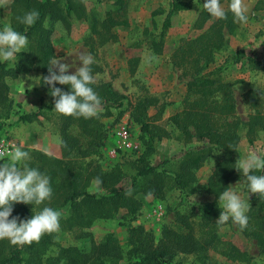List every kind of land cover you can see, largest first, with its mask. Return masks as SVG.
Segmentation results:
<instances>
[{
    "label": "rangeland",
    "instance_id": "1",
    "mask_svg": "<svg viewBox=\"0 0 264 264\" xmlns=\"http://www.w3.org/2000/svg\"><path fill=\"white\" fill-rule=\"evenodd\" d=\"M60 1L61 4L65 3L64 0ZM170 1L126 0V19L112 29L113 35L98 36L91 33L88 22L83 20L72 19L69 29H65L60 23L49 20L45 22V25L52 29L51 40L55 57L63 58V62L71 64L67 74H72L79 66L81 53H90L95 61L92 65L93 76L96 80L94 85L110 84L111 88L124 98L121 108L104 107L103 112L98 117H94L105 126L106 133L103 146L95 156L64 157L58 132L59 114L47 109L54 104V98L42 93L39 84L40 73L34 71L20 73L16 79L6 81L9 87L8 96L14 105L11 107V117L8 120H0V140L19 145L23 150L28 151L31 156L30 166L48 175L53 189L50 200L44 201L39 206L28 204L29 209L36 213L45 206L53 209L57 206L55 210L62 213L60 231L51 233L53 245L46 256H55L61 248L89 251L93 245L97 246L108 236H112L121 249L124 262L129 258L132 250L129 244L132 229L143 230V235H139L137 240L146 246L148 244L157 246L164 228L182 232V228L175 222V213L189 214L197 236H202L205 230L200 222L201 204L214 202L215 222L219 217L221 209L218 199L214 201L205 193L213 171L214 159L209 158L197 171L194 186L196 192L194 191L188 198H184L173 183V175L180 160V153L189 147L200 146L202 142L197 139L187 141L186 137L179 134L172 125V117L183 110L186 84L189 78L171 65V56L182 41L197 38L207 30L209 23L202 31L192 28L200 5L206 0H179L189 2L190 8L172 17L171 28L164 38L163 53L154 54L150 43L153 39L158 40ZM13 3L14 0L9 8H0V29L6 24H11ZM246 3L248 5L247 24L235 23L237 27L233 35L225 33L228 41L227 51L216 57L215 63L206 70L210 72L219 68L223 77L233 84L236 117L245 122L252 112L244 103V94L249 90L264 91V72L254 69L251 62L253 59L264 61V0H246ZM221 4L229 13V0H222ZM81 5L87 13H92L102 20L107 10L112 8L113 0H82ZM213 20L217 19L213 18ZM30 45L29 41V46L23 51H27ZM239 52L248 54L252 58L239 64H232L233 58ZM14 65L15 61L10 60L9 67ZM38 97H40L41 104L47 107L43 110L42 117L31 123L17 121L18 116L28 113V110L18 101L25 99L26 106L32 107L33 104H37ZM139 102L143 105V108L139 109L144 110L133 113L135 105ZM37 110L38 108H34L31 112ZM140 116L151 126L160 128L161 135H163L160 142H155V152L147 156L142 164L137 163L144 152L140 139L142 135L140 125L133 119ZM123 124L130 131L135 150L126 151L119 147L115 131ZM23 140L34 142L24 145L26 141L23 142ZM42 145L48 147L45 152L40 149ZM250 148H264V133L259 134L252 147L245 139H242L238 145L240 159L246 156ZM4 161L6 162L7 159ZM2 163L3 161H0V164ZM136 166L157 167L159 173L165 170L168 176L165 178L160 197L156 193L148 195L151 190L148 186L152 180L151 177L137 181L132 197L139 202L140 208L133 220L126 215V209L119 208L114 218L96 219L90 226H84L74 216L75 204L63 205L69 194L67 192L71 189L67 182L70 170L78 174L77 192L108 196L109 188L103 183L102 189L96 190L92 185L93 179L99 176L104 181L101 177L102 173L106 175L118 173L119 181L114 188L128 189L131 188L132 179L136 174ZM59 174L65 177L61 179ZM242 178V172L237 170L230 179L228 187H235ZM236 189L240 191L239 185ZM240 194L244 200H249L251 207L254 194L249 193L247 189ZM81 210L83 214L86 213L84 206H79V212ZM216 224V231L222 245L219 249L208 252L209 260L206 263L190 255H179L173 264H263L256 241L243 237L238 231V226L231 219L224 225ZM11 245L7 239L0 240V249L2 251L4 249L5 254ZM222 246L238 248L245 253L246 261L227 259L219 251L222 250Z\"/></svg>",
    "mask_w": 264,
    "mask_h": 264
},
{
    "label": "trees",
    "instance_id": "2",
    "mask_svg": "<svg viewBox=\"0 0 264 264\" xmlns=\"http://www.w3.org/2000/svg\"><path fill=\"white\" fill-rule=\"evenodd\" d=\"M82 0H14L12 7L11 25L22 34L27 35L31 45L27 51L17 54V61L13 67H9L10 60L0 62V120H8L11 117L13 101L9 99V87L7 79H16L20 73L31 71L40 73V89L42 93L50 95V89L42 83L41 77L48 74V66L55 56L51 40L52 29L45 25V22L60 23L65 29H69L72 19L88 22L90 32L98 36L113 35L111 33L120 23L125 21L126 0H113V6L107 10L102 20L94 14L87 13L81 5ZM222 1V0H221ZM206 2V1H205ZM190 3L179 0H171L166 16L161 25V32L158 40H151L150 46L154 54L161 55L164 49V38L171 28V19L177 13L188 10ZM31 10L39 12V19L33 26L19 24L17 16ZM212 17L200 5L198 14L192 28L202 31L206 25V31L197 38L181 42L171 56V65L178 68L185 77L189 78L186 84V96L183 110L172 117V125L186 140L197 139L202 145L189 147L180 153V160L177 163L173 175V183L184 198H188L194 191L196 173L209 158L214 159V167L207 183L206 194L217 200L220 193L228 187L230 179L236 173V161L240 159L238 149L239 143L245 139L250 147L253 146L259 134L264 133V91L249 90L244 94V103L252 112L247 121L236 117V99L233 92V84L228 82L219 68L206 72L208 67L215 63L216 57L227 51L228 41L225 33L233 35L236 24L231 12L227 13L226 20H213ZM113 38V36H112ZM252 57L242 52L237 53L232 64H239ZM254 69L264 72V61L251 60ZM56 87L63 91H71L68 85L56 84ZM94 90L103 100V108H121L124 99L116 93L110 84L92 85ZM19 107V106H18ZM54 104L46 107L41 104L37 111L24 113L18 116L17 121L31 123L42 117L43 110L56 111ZM143 108L141 102L135 105L133 113ZM57 112V111H56ZM58 132L61 137V151L65 158L76 156L88 158L98 154L106 138L105 126L94 118L85 119L64 116L58 113ZM134 117V122L140 125L141 143L144 152L137 163L142 164L147 156L155 152V142L163 139L161 129L151 126L144 118ZM73 129H75L73 131ZM163 134V132H162ZM62 173V172H61ZM257 175H264V172H257ZM61 179L65 176L59 174ZM167 172H158L157 167L136 166V174L132 179L131 188L137 187L139 179L151 177L149 188L151 192L161 196ZM103 183L109 188L108 196H100L97 193L88 194L77 192L78 174L70 170L67 182L71 188L63 205L74 203V216L81 225L90 226L96 219H112L118 213L119 208L126 209V215L130 220L136 216L140 204L131 196H126L127 189H115L119 181L118 173L106 175ZM80 199V200H79ZM79 200V201H77ZM214 202L204 203L200 206V222L205 228L202 236H197L195 228L190 220L189 214L175 213V222L182 228V232H176L164 228L157 246H147L137 240L143 235V230L132 229L130 236V255L123 262L121 249L112 236H108L101 244L93 245L89 251L75 248L60 249L55 256H46V253L53 245L52 234H44L38 242L30 245H11L7 254L0 249V264H173L179 255L193 256L196 260L208 261V252L219 249L222 241L216 231ZM79 206H84L79 212ZM57 208V206H56ZM54 208V209H56ZM28 204L14 203L12 216H18L27 220L34 215ZM249 217L248 227L238 231L245 238L256 241L259 254L264 264V197L254 194L251 200V207L247 213ZM11 219V217H9ZM75 224V220L73 218ZM71 227V226H69ZM221 254L229 260L239 262L246 261V255L234 246L225 248L222 246Z\"/></svg>",
    "mask_w": 264,
    "mask_h": 264
},
{
    "label": "clouds",
    "instance_id": "3",
    "mask_svg": "<svg viewBox=\"0 0 264 264\" xmlns=\"http://www.w3.org/2000/svg\"><path fill=\"white\" fill-rule=\"evenodd\" d=\"M12 0H0V8H9ZM204 9L214 18L227 19V11L221 0H206ZM228 11L233 15L234 22L246 25L248 22V5L246 0H229ZM39 12L31 10L22 16H17L19 24L33 26L39 19ZM29 46L27 35L15 30L9 23L0 29V61H17V54ZM94 57L90 53H81L79 66L72 74H67L71 64L63 62V58L53 57L48 66V74L41 77L42 83L49 87L50 95L54 98V109L64 115L75 118H94L103 112V100L94 90L96 83L93 76L92 65ZM68 85L71 91L66 92L55 85ZM5 162V152L0 151V240L7 239L13 245H26L38 242L44 234L60 231L62 213L51 207H43L27 220L12 216L13 204L22 203L41 205L50 200L53 189L50 177L41 173L37 168L30 166V153L21 146L13 144L8 152ZM237 170L241 171L243 178L236 186L225 188L218 196L221 209L216 223L226 224L230 219L241 230L248 227L250 210L249 200H244L241 192L245 189L249 193L264 197V148H250L246 156L236 161ZM103 181L98 176L92 181L96 190L102 189ZM132 188L125 191L131 196ZM148 195H152L151 190ZM11 217V219H9Z\"/></svg>",
    "mask_w": 264,
    "mask_h": 264
},
{
    "label": "built area",
    "instance_id": "4",
    "mask_svg": "<svg viewBox=\"0 0 264 264\" xmlns=\"http://www.w3.org/2000/svg\"><path fill=\"white\" fill-rule=\"evenodd\" d=\"M115 136L116 139L119 142V147L122 148L123 150L126 151H132L135 150V143L132 139V136L130 134V131L128 130L126 125H121L120 127L117 128L115 131ZM13 144L5 141V140H0V151L5 152V157L4 159H8V152L11 149V146ZM161 209V207H159Z\"/></svg>",
    "mask_w": 264,
    "mask_h": 264
},
{
    "label": "crops",
    "instance_id": "5",
    "mask_svg": "<svg viewBox=\"0 0 264 264\" xmlns=\"http://www.w3.org/2000/svg\"><path fill=\"white\" fill-rule=\"evenodd\" d=\"M24 100H25V99H23V100H19L18 102H19V103H22L23 107H24L26 110H28V111H27L28 114H29V113H33V112H31V109L39 108L40 105H41L40 97H38V99H37V104H36V105L33 104L32 107H27V106H26V103L24 102ZM29 108H31V109H29ZM29 110H30V111H29ZM24 141H26L24 145H26V143H28V142H29V143L34 142V141H29V140H23V142H24ZM26 147L28 148L29 146H26ZM40 149H41L42 151L45 152V150H47L48 147H46L45 145H42V148H40Z\"/></svg>",
    "mask_w": 264,
    "mask_h": 264
}]
</instances>
